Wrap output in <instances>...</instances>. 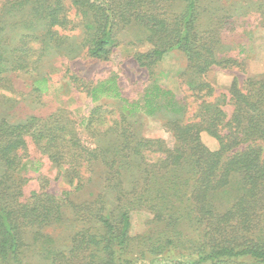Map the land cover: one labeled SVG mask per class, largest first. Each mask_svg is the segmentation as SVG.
<instances>
[{
  "label": "trees",
  "instance_id": "16d2710c",
  "mask_svg": "<svg viewBox=\"0 0 264 264\" xmlns=\"http://www.w3.org/2000/svg\"><path fill=\"white\" fill-rule=\"evenodd\" d=\"M17 3L32 4L55 44H45L38 60L25 51L16 55L8 75L0 63V88L13 81L12 74L25 72L31 73L33 94L39 99L48 94L50 75L33 73L52 48L68 56L77 52L75 45L59 43L64 36L55 30L71 24L67 14L74 8L81 15L77 26L87 57L110 60L119 33L136 27L144 35L140 42L152 46L134 55L139 67L153 75L167 54L182 52L183 76L203 102L186 120V105L157 83L137 101L115 79L85 87L93 101L119 99L129 115L165 113V130L174 138L170 147L162 139H139L127 128L110 127L91 132L90 146L75 122L56 114L10 115L14 105L0 98V264H264V77H249L241 86L235 79L224 100H205L214 97L206 80L213 68L247 70L241 44L233 46L240 52L234 57L222 25L231 20L264 26V5L234 15L220 4L206 18V0H18L11 8ZM228 104L230 116L224 110ZM204 132L218 141L217 150L203 143ZM32 146L41 157L30 153ZM153 153L162 157L148 159ZM32 157L39 165L42 159L56 165L72 189L51 193L50 180L41 175L38 186L28 190L29 179L17 173ZM97 166L103 168L96 178L103 188L76 200L95 180ZM221 199L225 207L218 204ZM134 211L152 215L147 235L132 236ZM31 247L36 255L25 262Z\"/></svg>",
  "mask_w": 264,
  "mask_h": 264
},
{
  "label": "rangeland",
  "instance_id": "374dc122",
  "mask_svg": "<svg viewBox=\"0 0 264 264\" xmlns=\"http://www.w3.org/2000/svg\"><path fill=\"white\" fill-rule=\"evenodd\" d=\"M17 1L0 0V63H3V75H8L11 72V65L16 55L17 57L22 56L25 51L29 57L38 60V52L43 49L45 44L50 41L53 42L52 45L55 44V40H51L46 22H40L34 17L32 4L20 6L17 3L15 8H11V4ZM206 3L209 6V11L206 12L207 18L220 4L228 8L229 14L236 15L244 13L247 9L255 8L257 4L264 5V0H206ZM67 16L71 24L65 29L55 28V30L60 32V36H64V40L59 43L63 44V41H66V43L73 44L78 49L77 52L68 56L66 50L58 52V49L52 48L51 52H46L42 56V66L33 75H50L51 87L43 98L39 99L32 93L31 73L16 72L12 74L13 81L6 82V88H0V98L11 100L15 107L10 115L21 118L29 115L48 118L51 114H56L66 121L75 122L79 126L82 140L90 146H94L91 132L101 133L110 127H124L131 130L132 134L135 133L139 139H162L172 147L174 138L165 130L164 126L168 115L163 112H158L154 116L129 115L124 111V103L119 99L103 96L99 100L93 101L85 87H95L102 81L115 79L122 92L131 100L137 101L142 98L149 86L157 83L163 88L171 90L177 99L186 105L185 119L190 120L193 119L203 100L193 93L186 82L187 78L183 76L187 69L185 55L179 51L167 54L151 75L146 68L139 67L134 59L136 53H146L152 48L150 44L140 42L144 35L140 34L135 27L126 28L119 33L120 44L110 60L91 59L86 56V50L80 43L83 32L77 25L81 21V15L73 8L68 11ZM245 23L229 20L222 26L227 33L229 47L233 49V46L238 45V42L241 44L240 56L246 61L247 70L213 68L206 76V80L215 88L214 97L205 98L208 103L217 98L224 100L225 96H229V90L235 79L241 86L249 77L255 79L264 77V26L262 24L255 27L247 26ZM244 30H246V34L238 38L237 33H242ZM16 49H19L17 54L14 53ZM238 53L240 52L237 48L231 52L234 57ZM71 77L77 78L76 84L72 82ZM224 110L230 116L233 107L228 104L225 105ZM3 111L4 109L0 108V114H4ZM87 128L89 129L87 130ZM202 141L211 150L219 148L218 141L205 132L202 133ZM30 153L34 157H41L40 152L34 146L30 148ZM145 154L147 160V151ZM148 156L150 160L162 157L159 153ZM34 157L26 160L24 166L17 173L20 177L29 179L28 190L38 186L37 179L41 175L50 180L47 191L51 193L60 194L64 190L72 189L69 185V178L60 176L61 171L56 165L46 159H42L44 161L42 165H39L37 161L33 160ZM3 169V165L0 164V177ZM36 169L38 170L36 171ZM102 171L101 166L96 167L95 180L88 184L80 197L75 198L76 200L88 199L91 193H97L103 188V181L96 179ZM92 173H87V175L91 176ZM221 200L218 204L222 203L221 207H225V199ZM151 219L152 215L147 211H134L132 213V236L147 235L148 222ZM35 255V248H27L25 262L31 261Z\"/></svg>",
  "mask_w": 264,
  "mask_h": 264
}]
</instances>
